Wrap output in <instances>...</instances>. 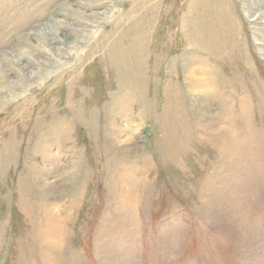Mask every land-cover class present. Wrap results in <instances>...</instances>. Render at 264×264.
I'll return each mask as SVG.
<instances>
[{"label": "rangeland", "instance_id": "obj_1", "mask_svg": "<svg viewBox=\"0 0 264 264\" xmlns=\"http://www.w3.org/2000/svg\"><path fill=\"white\" fill-rule=\"evenodd\" d=\"M264 0H0V264H264Z\"/></svg>", "mask_w": 264, "mask_h": 264}, {"label": "bare ground", "instance_id": "obj_2", "mask_svg": "<svg viewBox=\"0 0 264 264\" xmlns=\"http://www.w3.org/2000/svg\"><path fill=\"white\" fill-rule=\"evenodd\" d=\"M260 16H261V18L263 19V18H264V13H261Z\"/></svg>", "mask_w": 264, "mask_h": 264}]
</instances>
